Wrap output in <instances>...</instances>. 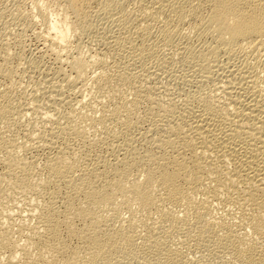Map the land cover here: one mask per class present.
<instances>
[{"label": "bare ground", "instance_id": "bare-ground-1", "mask_svg": "<svg viewBox=\"0 0 264 264\" xmlns=\"http://www.w3.org/2000/svg\"><path fill=\"white\" fill-rule=\"evenodd\" d=\"M34 1L35 2L33 3L35 4L33 5H35V8L40 12L36 9L35 10L40 13L42 23L46 26V33H43V31V34L41 33V35H43L42 38L45 42L50 43L48 47L51 49L54 47L56 48V50L54 48L52 51H57L59 49L58 54L60 55L61 53H59V51H63L67 47L71 35L75 34L77 30H87L92 27L91 25H93V23H91L90 19L91 15L95 12L92 10L93 3L100 2L97 3L99 5L102 3V6L105 8L102 7L101 9L104 10L107 15L111 14L113 9L122 6L120 0H56L57 3L54 2V4L57 5V9L56 11L55 9L52 10L55 12L54 14H51L49 8L42 9L44 1ZM182 1L184 0L179 2L182 3ZM190 1L191 0H185L184 3L187 4L185 5L182 3V5L175 0H146V3L144 2L145 4H141L143 6L140 9L141 13H139L140 20L135 21L137 23H135V25V19H129L130 16H125L121 11L119 12L121 13L120 17L116 13L115 16L118 17L117 19L115 17L114 24L118 26V29L121 27L127 29L129 27L128 34L130 31L136 32L139 34L138 37L140 36V41L136 44L134 38L129 41L127 40L129 43H125L124 40H122V43L120 41L121 39L117 38L119 39V43H122V46L119 44L120 47L125 48L123 50L126 51L124 54L119 53L120 56L118 57L121 59L118 60L115 58L116 61L118 60L117 62L112 59L114 61L113 63H115L114 67L118 66V64L119 67L123 66V61L128 65V62H131L130 60L133 59V61L142 63L141 66H146L142 59L145 60L146 58L147 60L148 58L155 56L160 44L164 46L175 43L174 41L177 42L176 39L180 35L179 30L182 28H178V25L175 26V24H177V21L185 19L186 16H191L193 19H196L195 21L198 24V29L201 30V32L216 33V39H218L219 42L217 47L219 45L222 50L227 52L226 54L231 53L236 48H242L243 45H245V48L256 51L258 46L264 43V0H196L199 5L195 7H193L194 5L189 4ZM194 3H196L195 0ZM138 7L140 8V6L137 5V8ZM101 9L99 11H101ZM166 9H172L173 13L176 11V23L173 22L174 25H170L172 22H169V20H163L164 22L162 26L158 29L159 32L155 37L153 36L154 38H151L153 32L151 23H157L160 21V14ZM117 10L120 9L118 8ZM121 10L124 11L125 9L121 8ZM124 13H126V11ZM95 14L98 15L97 13ZM132 14H134L133 17H135V13ZM129 15L131 14L129 13ZM100 16L103 17V15ZM170 20L172 21V19ZM129 37L126 38L130 39ZM175 44H173V46ZM178 48L182 47L179 46ZM216 51L218 52L217 48ZM193 52H189L188 55L191 54V56H193L195 53ZM116 53L118 52H115V55ZM6 54L7 53L1 55L3 56V63H1L0 60V76L4 78L11 76V71H9V75L7 71L9 69H5L4 67L5 63L8 64L7 62L9 61V58L6 59L8 57ZM80 57H78V55L72 56L71 54L70 58L72 60L70 59L71 61L69 65H71L70 68L72 74L65 78L62 77L66 84H69L70 86H77V83L80 84L82 80L85 81L84 77L85 74H87L86 69L89 65L84 64L88 62H83V56ZM124 58H126V60H124ZM99 62L102 66H105L106 64L105 59H102ZM168 62V58L159 59L157 62L158 65L156 66L158 67L157 69L163 70L162 67H165L164 65ZM243 63L242 65H244ZM125 66L123 68H127V71L119 69L118 67V69H116V74L119 78L121 77L124 78L125 81H129L132 78L129 77L134 73L129 72L128 70L130 69ZM157 69L151 71L147 68V75L158 77L161 73L157 72ZM241 69L243 68L241 67ZM237 71H239V75L240 72H243V70L235 71L233 68L230 69L225 76L226 79L224 80L225 83L222 88H224L226 97L224 98V101L217 100L219 101V104H217L219 106L214 107L210 102L204 101L201 103V106L199 105V109H190V111L192 110L191 112L188 109L190 114L189 116L187 115V119L180 116L175 118L172 117V120L161 124V126L158 125V121H152V119L149 121V127L145 130L146 135L142 132L146 137V142L148 143L150 150L146 149V153L140 157H136L135 155H138L139 152L133 156L130 151L131 148H127V144L130 145L127 141L122 142L121 140L124 139H121L120 141L117 140L119 141L118 145L122 142L120 146L123 148L124 152L122 153V158L114 160L115 162L113 163H111L112 160L109 162L105 156H100L99 152L100 149H102V145L106 144L110 147L111 142L102 141L104 138L101 139L98 135L105 134L111 129V127L109 128L108 120H110V122L112 121L113 125L111 124V126H117L114 127V130L116 128L118 130L116 133H121L124 130L123 128H125L123 124H120L123 128H118L120 117H122L121 113L127 110L126 113L124 112L122 115L130 114L129 110L131 109V106H129V108L126 103H122L114 106L115 108L109 109L108 107H102V105V108L100 107L101 109H99L101 110V114L98 115L99 117L97 116V118L94 114H90L88 119H85L84 115L74 116L66 114L67 121L69 119L67 123H62L57 119H53L55 114H52V111L46 112L44 118L46 117L49 121L52 120L53 122L50 121L52 124L49 126V135L46 137V135L44 136L45 133L40 131L37 136L33 135V140L30 137V140L21 145L30 150L43 148L42 150L46 149L45 151H49L46 158L47 162L45 160L44 163L45 173L43 172L40 174L37 172L39 173L40 178L39 182H37L38 185L33 188L37 191L38 195L43 196V200L42 203H39L37 206L34 205L33 207L32 205L31 207L29 205L28 207L23 206V201H19L17 205H14L15 207L10 209L11 211L8 213L11 212L12 214H15V212H17L19 215L20 213H26V217L32 215L36 218L34 222L33 219L30 222L27 220L23 222L21 220L22 222H19L17 233H14L13 228V230L8 228V223L10 224V222H7L5 219L3 221L1 220L0 264H96L99 260L102 261L108 259L113 253L132 251L135 249V237L139 234H136L137 230L135 228L137 226L135 223L139 218H141L140 226H143L144 228L146 226H152V224L149 225V221L152 219L155 220V222H160V224L165 223L163 225L168 227V229L172 231L171 233H174L175 231L180 230L179 226L186 221L188 222V224L186 223L188 226L183 230L185 234L190 230H193V235L195 232H198L202 233H197L198 236L203 234H208V236H210L212 232L217 231L216 233H213L217 234L219 231H223V233L220 232L223 235L218 236V238L223 236L224 239L228 240L233 236V234L231 235L230 233H233V230H236L232 227L238 225L242 227L244 231L243 233L237 231L234 234V239H232L235 240V243H233L235 245H233L234 248H237V252L240 255L244 252L245 255L249 256L252 253L254 254L256 251L253 252V250H255L260 244H264V99L261 98L262 95L258 92V90L261 92V89L256 90V88H252L253 86L247 85V83L250 84V82L246 81V83L243 79L245 83L239 81V84L238 81L236 83L234 82L235 80L233 81L230 78H227L229 76L233 77V74ZM117 75L115 79L117 78ZM236 75L238 74L236 73ZM98 77L97 82L99 87L107 92L106 88H110L109 84L113 78L107 75V73L106 75L100 74ZM245 77L246 76H242L240 79ZM141 82L137 84L134 81L129 82L130 86L133 85L135 87L136 91V96L133 98V104L131 103L134 106L140 104L143 98H146V89L148 87L145 86L144 82ZM84 84H81L78 88L79 93ZM59 87L64 86L61 85ZM62 89L64 90V88ZM11 94V90L8 87L0 89V120L7 114L9 115L12 111V101H14V98L12 99L13 96H11ZM62 94L64 95V93ZM81 95L77 100V103L80 104L83 103L84 100V96L81 97ZM62 98L58 99L60 100L58 102H62L64 100ZM96 101H98V99ZM52 102L54 101L52 100ZM228 108L234 110V112L232 111L234 116L230 117L229 114L226 116L230 118V120H227L228 118L226 120L231 123L229 122L228 124L227 121L220 122L223 121L225 117L223 115H225V112L229 111H226ZM126 117L128 119V116ZM126 117H124V121L126 120ZM124 121L121 122L123 123ZM126 122L127 121L124 122L125 125ZM156 122H158V124ZM219 122L223 124L219 126ZM54 123L55 125L53 126ZM224 123H227V125ZM127 128L129 129V127ZM87 132H92L95 136L94 140L88 139L91 140L92 143H87L86 146L85 139H87L86 137L88 136ZM123 132H125V130ZM124 134L125 133L121 136L124 137ZM119 135H117L118 137L116 138H119ZM125 135L129 136L128 134ZM1 136L2 135L0 134V137ZM71 136L73 139L76 137L75 139L80 142L81 149L71 148L72 145L70 146L71 143H69L70 139V141L73 140L70 138ZM124 138L126 139L127 137ZM34 139L37 141H34ZM134 140L135 139H133V141ZM83 141H85V143ZM0 142H2L1 139ZM11 155H13L12 151ZM10 158L11 157L3 159L0 156V165H3L6 168L5 172L1 173L0 171V190L4 187H8L6 185L9 184H11V187H14L12 186L13 184H22L20 181L24 182L23 184H26L29 180L27 174L30 171H27L26 167L28 165L29 168L31 165L29 166V164L23 163L27 162V160L25 159L26 161L20 162V160H17L15 157V159ZM32 161L33 160H31L30 163H33ZM31 168L33 167H30V169ZM32 174L35 175L34 172ZM31 177L33 176L31 175ZM24 178L28 180H23ZM28 185L29 182L26 187H28ZM16 190L21 191L20 187ZM200 191H203L201 194H204V196L207 195L210 198H207V196L205 197L209 199L210 202H212L210 196H213L212 198L217 200L219 195L222 194L225 196L226 194V203L234 208V212L227 216L229 217L227 222H224L225 219H227L226 217L225 219L222 218L224 221H221V219L218 222L214 219L216 222L212 223L211 221L213 219L209 221V219L207 220L204 218L205 215L203 212L199 211V205L201 208H205V205L202 204L204 202L199 203L198 207H196L198 202L195 201L196 197H194L197 196L194 194ZM224 192L225 194H223ZM232 193L234 194L232 195ZM28 196L31 197L30 195ZM223 196L222 199H225ZM117 197L121 198L118 199ZM34 198L35 197L33 196L32 199ZM115 198H117L119 202L122 198L124 199L122 205H125L124 207L128 213L126 218H124V216L121 217V214L116 215V213H114H119L118 211H115L117 208L115 206V202H117L114 200ZM207 199L202 201H207ZM113 202L115 204H113ZM119 202L117 203L119 204ZM166 204L169 205V207L170 205H175L177 208H181H178L180 209L179 211H176V209H173V212L167 211L164 207ZM13 208H16V211L13 210ZM166 208L168 209V207ZM181 209H183L184 212V214L181 212L183 216L174 214L175 211L180 213ZM152 210L154 211L152 213V216L154 215L153 217L149 215ZM186 214H189V217H187ZM12 216L13 215H11V217ZM22 218L25 219V216ZM206 218H209V216ZM181 227L183 228V226ZM215 227L218 230H216ZM146 230L147 229H145V233L143 234L144 246L153 247L154 250L161 249L162 246L165 245L162 244L163 239L160 240V237L163 235L156 237L155 233L146 232ZM251 232L255 233V235ZM168 233L170 234V231ZM256 234L258 235L257 240L250 239V237L253 238L252 236L256 237ZM167 235H165V237ZM201 237L203 236H200V238ZM212 237L217 236L212 235ZM73 241H76L77 245L75 243H73L74 246L69 245ZM217 242L221 244V242ZM232 242L234 241H231L230 244ZM164 247L165 246H163V249H167L168 251L169 247ZM263 247L261 246L260 249L257 248L256 250L263 251L261 250ZM177 251L178 249H170L168 251L169 261L174 264L177 261L176 259L180 252ZM246 251H250V253H246ZM261 254L263 255L264 252L259 253V255ZM105 260L103 262H105Z\"/></svg>", "mask_w": 264, "mask_h": 264}, {"label": "rangeland", "instance_id": "rangeland-1", "mask_svg": "<svg viewBox=\"0 0 264 264\" xmlns=\"http://www.w3.org/2000/svg\"><path fill=\"white\" fill-rule=\"evenodd\" d=\"M36 1H41V0H36ZM43 1H44V4H42V7H43L42 9L49 8L50 13L54 14V12L57 9V5L54 4V2L57 3V1L56 0H42V2ZM121 1H123V0H120V3H122V6L113 9L112 13L109 15H107L104 12V10L101 9L102 7H104V6H102V3L100 5L97 4L100 2L93 3L92 4V10L95 12L93 13V11H92L93 14L91 15V19H90L91 23H93V25H91L92 27H90L87 30L86 29L85 30H77L75 32V34L71 35L72 37L70 36L67 47L63 51H59V53H61V55L58 54L59 49L57 51H52V50H54L55 47L52 49L50 47H48V45L50 43L45 42L42 38L43 35H41V33H42V31H43V33H46L45 32L46 26L44 25V23H42L41 16L39 13L40 11L37 8H35V5H33V4H35V3H33V2H35L34 0H3V1H0V56L2 54L7 53L6 55H8V57L7 58L5 56L4 57L6 59L9 58L8 60L10 61V63L8 61L7 62L8 64L5 63L4 67H5V69H9V70H7L9 75L11 73V76L10 77L8 76V78H4V77L0 76V89H2V88L4 89L7 87L10 88L11 93H12L11 96H13L12 99L14 98V101H12V103H13L12 104V106H13L12 111L10 112L9 115L7 114L6 116H4V118L2 117V119L0 120V126H1L0 127V134L2 135L1 136L2 138L0 137V139L2 141V142H0V146H1L0 147V156L3 159H6V158L8 159L9 157H11L10 159H12L15 157L17 160L19 159L20 162L27 160V162H23V163H27V164H29V166L31 165L30 167H33V168H31L32 170L30 169V167L28 168V165L26 167L27 171H30L29 173L27 172L28 173L27 176H29L28 179L30 181L28 179H25L27 177H25L23 179V180H28L26 184H23L24 182L20 181L22 184H19V185L13 184L12 185V186L17 187V188L11 187V184H9V185H6L8 187H4L0 190V192H1L0 193V205H1L0 207H2V208H0V223L4 219L7 220V222H10V224L8 223V226H9L8 228H10V230L14 229L13 230L14 233L15 232L17 233L18 228H19V222L21 220L23 222L25 220L30 222L33 219V222H34L36 218L32 215H29L28 217H26V213L25 214L20 213L21 216L17 212H15V214L14 213L12 214L11 212L8 213L9 211H11L10 209L12 207H15L14 205H17L19 201H23L22 202V205L24 204L23 206L28 207V205H29L31 207V205H32V207H33L34 205L37 206L39 203H42V200H43V198H42L43 196L38 195L37 191H35L33 188H35L38 185L37 182H39V178H40L39 173L40 174H42L43 172L45 173L44 163H45V160L47 162L46 158L48 156L47 154H49V151L48 152L45 151L46 149L42 150L43 148L37 149L38 151L36 149L30 150V149H28L24 146H21V145L23 143H25L26 141L30 140L29 139L30 137L32 139L34 136H37V134L40 131L44 132L45 133L44 136L46 135V137L49 135V129H50L49 126L53 122H52V120H50L52 122L51 123L49 121V119H47L45 117L48 120L47 121L44 118V116H46L45 115L46 112L52 111L53 112L52 114H55L54 115L55 117L53 119H57L62 123H65V122L67 123L69 121V119L67 121V119H66L67 115L66 114H71L74 116L84 115L85 117L84 116L83 117L85 119H88L90 114H92V115L94 114L97 118V116L101 114V110H99V109H101L102 107H106V108L108 107L109 109H112V108H115L114 106L120 105L122 103H126L128 105L127 107L131 106V109L129 110L130 114L122 115V114H124V112L126 113V111H127V110H125V111L122 110L124 112L121 113L122 117H120V120H119L120 123H118L119 124L118 128H120V129L123 128L120 126V124L121 125L123 124L126 129H128L127 127H129L128 130L123 128L125 130V132H123L124 130L121 133L118 132L120 134L119 135L116 133V131H118L117 128L114 130V127H117V126H111V124L113 125V123H112V121L110 122V120H108V125H109V128L111 127V129H109L105 134L98 135L101 139L104 138V140H102V141L111 142V143L114 141L112 144L110 143V145H111L110 147L107 146L106 144H103L102 149H100V152H99L100 156H102V157L105 156V158H107L109 160V162L112 160L111 163H113V162H115L114 160H116V159L118 160V159L122 158V153L124 152L123 148L120 146L122 144V142L127 141V143L132 145V146H130L126 143L127 148L128 149L131 148L130 151L132 152L133 156L139 152L140 155L139 154L135 155L136 157L137 156L140 157L144 153H146V149L150 150L149 145L146 142V137L144 135H146L145 130L147 127H149V124H150L149 121H151L152 119H153L152 121H155V120L158 121L159 124H158V122H156V123L161 126V124L172 120L171 119L172 117L175 118V117L180 116L183 118L185 117V119H187V115L189 116V114L192 110L199 109V107L201 106V103L204 101L210 102L211 105L214 107L219 106V105H217V104H219V101H217V100L224 101V98L226 97L224 88H222V87H224L223 84L225 83L224 80L226 79L225 76L228 74L230 69L234 68L235 71L236 70H243V72H240V75H239V73H238L239 71H237L236 73L238 75H236V73H235V74H233L234 76L231 75L233 77H230L228 75L229 76V77H227L228 79L230 78L233 81L235 80L234 82H236V83L238 81L239 84H240L239 81H242L243 83H245L246 81L250 82V84L246 82L247 85L253 86L252 88H256V90L261 89L263 91V92L262 91L260 92V90H258V92L262 95L261 98L264 99V43L262 45H259L256 51L250 50L249 48H245V45H243L242 48L241 47L236 48L231 53L226 54L227 52L222 50L219 47V45L217 47V44H219L218 39H216L217 34L216 33H210V32H201V30L198 29L199 27L195 21L196 19L195 18L193 19V17H191V16L190 17L186 16L185 17L186 20L185 19H183L181 21L176 20L177 24H175V26L178 25V28H182L181 30H179L180 35L176 39L178 43L176 41H174L176 44L171 43V44L164 45V46H162L160 44L159 47L157 48L155 56L150 57L147 60H146V58H145V60L142 59L146 66H141L142 63H140V62L138 63V61L137 62L133 61L134 60L133 59V60H130L131 62H128V65H126L123 61L122 65L123 64L124 65L121 66L122 68L119 67V64H118V66L114 67L115 63H113L114 62L113 60H115V58L118 60L121 59L120 57H118V56H120L119 53L124 54L126 51V50L125 51L123 50L125 48H122L119 45V44H121V46H122V43H123L122 40H124L125 43H129L128 42L129 40L135 38L134 42L136 44H137V42L139 43V41H140V38H139L140 36L138 37L139 34H137L136 32L130 31V33L128 34L129 27L127 29L125 27L124 28L121 27L118 29V26L116 24H114V19L116 17L115 15L117 13L120 17L121 13H122V14H125V16H127V17L130 16L129 19H133V20L135 19L134 20V25H135V23H136L135 21L140 20L139 19L140 18L139 13H141L140 9L143 6L141 4L146 3L145 2L146 0H128V1L124 0L123 2H121ZM125 1H127V2H125ZM130 1H132V2H130ZM175 1L179 2L181 0H175ZM184 1H182V3L186 5L187 3H184ZM195 2L196 3H194V0H191L189 2V4L194 5L193 7L198 6L199 5L198 2L196 0H195ZM179 3L182 4L181 2H179ZM195 4H197V5H195ZM95 5H97V6H95ZM137 5L140 6V8L139 7L137 8ZM97 8H98V12H97ZM118 8L120 10H117ZM121 8L125 9V10L123 11V10H121ZM35 9L38 10L39 12L36 11ZM54 9H55V11H52ZM100 9H101V11H99ZM135 9H137V10H135ZM138 9H139V11H138ZM120 11H121V13H119ZM125 11H126V13H124ZM95 13H97L98 15H96ZM129 13L131 15H129ZM132 13H135V17H133L134 14H132ZM175 13H176V11L173 13L172 9H169V10L166 9L163 11V13L160 14V16H159L160 21H158L157 23L156 22L151 23V27L153 28L151 38H154L156 36V34L159 32L158 29H160V27L162 26V24L164 22L163 20H167V21L169 20V22H172L170 25H174L173 22L176 23L175 19L177 18V15H175ZM21 15H22V17H21ZM93 15H94V17H93ZM100 15H103V17ZM106 15H107V17H106ZM112 16H113V19H112ZM162 16H163V18H162ZM108 17H109V19H108ZM117 17H116V19H117ZM187 17H189V18H187ZM170 19H172V21ZM33 23H35V24H33ZM179 25L180 26L182 25V26L180 27ZM105 27H109V28H105ZM125 32L127 35L125 34ZM132 32H133V34H132ZM126 37H129L130 39H127ZM117 38L121 39L120 41L122 43L121 42L119 43V41H118L119 39H117ZM123 38H125V39H123ZM42 43L45 44L46 47ZM6 44H7V46H6ZM173 44H175L176 46L175 45L173 46ZM179 46L182 47L183 49L178 48ZM119 47H120V49H119ZM185 47H187V48H185ZM243 47H244V49H243ZM49 48H50V50H49ZM216 48H217L218 52L216 51ZM117 49H119V50H117ZM158 49H160V50H158ZM179 49H181V50H179ZM241 49H243V50H241ZM55 50H56V48H55ZM214 51L217 53H215ZM115 52H118V53H116L117 56L115 55ZM189 52H193L194 53L193 56H191V54H189L190 55L189 56L188 55ZM66 54H67V56H66ZM71 54H72V56H77V55H78V57L83 56L82 57V59H84L83 62L84 61L88 62V63H84V64L89 65V67L87 66V69H86L87 74H85V77H84L85 81L82 80L80 84L77 83V86L71 85L72 87L69 84H66V82L62 78V77H64V78L68 77L72 74V71L70 68L71 65H69L70 61L72 60L70 58ZM79 54H80V56H79ZM57 55H59V56H57ZM182 57H184V58H182ZM205 57H207V58H205ZM164 58L165 59L168 58L169 62L166 63V65H164L165 67H162L163 70H158L157 69L158 67H156L158 65L157 62L159 59H164ZM195 58H197V59H195ZM102 59L106 60L105 66H102L99 62ZM0 60H1V63H3L2 62L3 56L0 57ZM58 60H61V61H58ZM124 60H126V58H124ZM229 60H231V61H229ZM242 63L244 65H242ZM6 65L9 67H7ZM124 66L128 67V69L131 70V71L128 70L129 72L134 73V74L131 73L132 74L131 76L129 75L130 76L129 78L132 77L129 81H127V80L125 81V79L121 78V77H120L121 78L120 79L118 77V75L116 74V72H117L116 69H118V67H119V69H124L125 71H127V68H123ZM241 67L243 69H241ZM147 68H148V70H151V71L154 69H157L158 70L157 72H159L161 74L158 77L157 76H149V75H147L148 74L147 73L148 70H146ZM59 69H61V70H59ZM166 69H167V71H166ZM220 70H221V72H220ZM9 71H11V72L9 73ZM163 71H165V72H163ZM106 73H107V75H109L113 78V79H111V81H110L111 83L109 84L110 88H106L107 92L103 88H100L98 85V82H97L98 78H99L98 76L100 74L106 75ZM113 74H115V75H113ZM241 74H243V75H241ZM0 75H1V73H0ZM116 75H117V78H119V79H117V78L115 79ZM145 75H147V76H145ZM242 76L243 77L246 76V77L240 79ZM234 78H236L238 80H236ZM95 79H96V81H95ZM243 79L245 82L243 81ZM120 80H122V81H120ZM141 80H142V82H141ZM123 81L126 83H124ZM132 81H134L136 84L139 82H141V83L144 82L145 86L148 87L146 89V98H143L142 102L138 105H135V106L132 105L133 104V98H135V96H136L135 87L133 85L130 86V83H129ZM84 82H85V84H84ZM242 82H241V84H242ZM92 83H94V84H92ZM81 84H84V85L82 86L81 91L79 93L78 88L81 86ZM221 84H222V86H221ZM61 85L64 87H59ZM5 86H7V87H5ZM255 86H257V87H255ZM258 86H259V88H258ZM75 87L77 90L75 89ZM217 87H219V88H217ZM62 88H64V90ZM69 88H71V89H69ZM12 90H13V92H12ZM60 90H61V92H60ZM62 93H64V95ZM71 93H73V94H71ZM80 95H81V97L84 96L83 97V99H84L83 103H81V104L77 103V100L80 98ZM120 95H122V96H120ZM52 96H53V99H52ZM59 97L64 99V100L62 102H58V101H60V100H58V99H60ZM103 98H105V99H103ZM97 99L99 102L96 101ZM52 100L54 102H52ZM226 100H227V98H226ZM197 103H199V104H197ZM189 105H191V106H189ZM188 109H189V111H190V109H192V110L189 112ZM226 111H228V112H225V115H223L225 117H224V119L222 118L223 121H220V122H224V121L226 122L227 120H230L229 117H226V116H228L227 114H229L230 117L234 116V114H233L234 110L233 109L228 108ZM79 112H80V114H79ZM127 113H129V112H127ZM150 113H151V115H150ZM231 114H233V115H231ZM126 116H128V119ZM124 117H126L125 121L129 122V123L126 122V125L124 124V122H125ZM40 118H42V119H40ZM167 119H169V120H167ZM121 121H124V122L122 123ZM220 122L218 123V124H220L219 126H221L223 124ZM227 122L229 124L230 121H227ZM127 124L130 126H128ZM224 124L227 125V123H224ZM54 125H55V123L53 124V126ZM5 129H7V130H5ZM45 129H46V131H45ZM110 130H112V131H110ZM127 131L128 132L130 131V132L128 133ZM142 132H144L145 134ZM123 133L128 134L129 136H126L124 134V137H127L125 139L124 137L121 136ZM141 134H142V136H141ZM87 135H88L86 137L87 139H85L86 143H85V141H83L85 143V145L87 143L90 144V142L92 143V141L88 140V139L94 140V136H95L92 132L88 133ZM117 135H119V138L120 137L121 138L120 139L116 138V137H118ZM131 136H133V137H131ZM70 138H72V136ZM75 138L76 137H74V139L72 138L73 139L72 141H70L71 139L69 140V143H71L70 146L72 145L71 148L72 149H77V148L81 149L80 142L77 141V139H75ZM121 139H124V140H121ZM133 139H135V140L133 141ZM143 139H145V140H143ZM117 140H119V141L121 140L122 142H120V144L118 145L119 141H117ZM34 141H37V140L34 139ZM32 143H33V141H32ZM13 145H14V147H13ZM128 146H130V147H128ZM111 147H113V148H111ZM10 149H14V150H10ZM132 149H134V150H132ZM18 150H20V151H18ZM11 151H12L13 155H11ZM167 151H168V149H167ZM112 153L114 154V156ZM16 154H18V155H16ZM31 160H33L32 161L33 163H30ZM32 164H34V165H32ZM3 167H4L3 165H0L1 173L6 171V168L4 167V169H3ZM2 170H4V171H2ZM33 172L35 173V175L36 174L37 175L35 176L34 174H32ZM37 172H39V173H37ZM30 174L33 177H31ZM37 176H38V178H37ZM28 182H29V185H28L29 188L26 187ZM19 187H20L21 191L16 190V189H19ZM8 191H10V192H8ZM5 192H7V193H5ZM202 192L203 191L196 192V194H194V195H197V196H194V197H196L195 201L198 202L196 204V207H198L199 203L204 202L202 204L205 205V208H201L199 205V209H200L199 211L203 212V214L205 215L204 218L207 220L209 219V221H211L212 219L213 220L215 219L216 221L219 222V220H221L222 218L225 219V217H226L227 219H225V221L223 219L221 221L227 222L229 219V217H227V216L229 214L231 215V213L234 212V208L230 204L226 203L227 199L225 197L226 196L225 192L223 193V194H225V196H223L221 194V195H219V198L217 200L215 198L213 199L212 198L213 196H210L212 199L211 201L213 203L210 202V200H209L210 198L207 195L206 196L209 199L205 198L206 196H204V194H201ZM233 194L234 193H232V195ZM28 195H30L31 197H29ZM33 196L35 197L34 198L35 200L32 199ZM222 196L225 199H222ZM117 198L120 199L121 197H117ZM117 198H115L114 200L119 202ZM28 199H30V200H28ZM206 199H207V201H202V200H206ZM121 200H120L119 204L115 201L114 202L116 204L113 202V204H115V206L117 207L115 211L119 212V213H117V212H114V213H116V215L121 214V217L124 216V218H126L128 216V213H127L126 208L124 207L125 205L124 206L122 205L124 199L122 201ZM222 203H224V204H222ZM2 205H5V206H2ZM204 205H203V207H204ZM134 207H135V205H134ZM164 207H165V210L172 211V212L175 209H176V211H179L180 209H178V208H181V207L177 208L175 205H170V207H169V205H167V204L164 205ZM166 207H168V209ZM207 207H208V209H207ZM201 209H204V210H201ZM13 210L16 211V208H13ZM153 212H154L153 210H152V212L150 211L149 215L152 216ZM175 212H174V214H178V215L184 214L183 209H181L180 213L179 212L175 213ZM181 212H182V214H181ZM4 213H6L7 215ZM10 214L13 216L11 217ZM224 214H225V216H224ZM186 215H187V217H189L188 216L189 214H186ZM207 215L209 216V218H206V217H208ZM23 216H25V219L22 218ZM217 218H218V220H217ZM187 219H189V218H187ZM213 220L211 221V223L216 222L215 220L214 221ZM140 222H141V218H139L138 221L136 220V223H135V225L137 226L135 228L137 230L136 234L139 233L138 236L135 235V236H137V237H135V241H136L135 242V245H136L135 249H133L132 251H121V252H119L120 254L118 252L113 253L108 257V259H106V260L104 259L105 262H103L104 260H102V261L99 260L96 264H105V263L106 264H171L172 262L169 261V254H168V251L170 249L171 250L172 249H176V250L178 249V251H180L178 258L176 259L177 261L175 262V264H264V254L259 255L260 252H264V247H263L264 244H262V245L260 244L257 247L260 249L262 246L263 249H261V250H263V251L256 250L257 249L256 248L255 250H253V252L254 251H256V252H254V254L252 253L250 256L245 255V252L242 255L238 254L237 248L235 247L236 248L235 249L234 248L235 245L233 244V243H235V240H232V239H234V234L237 231H239L240 233L241 232L243 233V231H244V229L238 225L237 226L235 225V227H232L236 230H233V233H230L231 235L233 234V236H231V239L228 240V239H224L223 236L218 238V236L223 235L222 234L223 231H219V233L213 234V233L217 232L216 230H218L216 227H215L216 230L214 229L216 232H212V233L210 232L211 233L210 236H208V234H203V235L198 236L197 235L198 232H195L193 235V232H194L193 230H190L188 233H186L187 235L183 232V230L186 228V226H188L187 225L188 222H186V221L184 223H182L183 225L181 224L179 226L180 230H177L175 232L173 231L174 233H171L172 231L170 229H168V227L163 225L165 223L160 224V222H155V220L150 219V221H149L150 224L149 223L148 224L149 225L152 224V226H150V227L146 226L144 228L143 226H140ZM11 223H12V225H11ZM181 226H183V228ZM15 227H17V228H15ZM150 228H152V229H150ZM145 229H147L146 232L155 233L156 235L155 234L154 235L156 237H160L163 235L162 237H160V240L163 239L162 244H165V245H163V246H165L164 248L169 247L168 251H167V249L164 250L163 246L161 248L162 250L161 249L154 250L153 247H147L146 245L144 246L143 234L145 233ZM163 229H165V230H163ZM166 231H168V232L170 231V234ZM220 232H222V233H220ZM162 233H164V234H162ZM251 233H253V232H251ZM251 233H249V234H251ZM167 234H169V235H167ZM188 234H190V235H188ZM198 234H202V233H198ZM253 234L255 235V233H253ZM165 235H167V236L165 237ZM212 235L217 236V237H212ZM200 236H203V237L200 238ZM207 236L210 238H208ZM192 237H193V239H192ZM252 237L253 238L250 237V239H253V240L258 239L257 238L258 235L256 237H254V236H252ZM220 240H223V241H220ZM226 240H228V241H226ZM217 241L221 242V244L218 243ZM231 241H234V242H232L230 244ZM73 243H75L77 245L76 241L71 242L69 245L74 246ZM227 243H229V244H227ZM231 245H232V247H231ZM232 248H234V249H232ZM246 253H250V251H248V252L246 251ZM236 254H238V255H236ZM172 264H174V263H172Z\"/></svg>", "mask_w": 264, "mask_h": 264}]
</instances>
